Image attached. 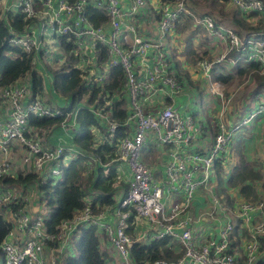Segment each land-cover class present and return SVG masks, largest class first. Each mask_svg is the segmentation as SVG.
Returning <instances> with one entry per match:
<instances>
[{
	"label": "built area",
	"instance_id": "1",
	"mask_svg": "<svg viewBox=\"0 0 264 264\" xmlns=\"http://www.w3.org/2000/svg\"><path fill=\"white\" fill-rule=\"evenodd\" d=\"M226 1L241 14L264 20L263 0ZM0 3L3 17L10 9L5 7L4 0ZM188 3L189 0H13L11 10L20 12L27 23L23 31L10 30L6 43L31 54L34 66L45 67L48 59L51 62L52 53L44 41L48 27L52 37L57 32V38L67 36L73 39L77 54L68 51L67 55L73 56L74 64L84 73L83 78H86L87 65L101 70L120 65L125 75L127 115L124 124L129 132L116 138L115 161L127 169L126 193L110 211L113 218L109 223L102 220L109 213L107 209L93 213L87 205L73 218L62 222L56 236L59 248L66 245L69 233L76 226L94 224L107 236L120 262L131 264L128 252L130 235L125 228L127 218L132 215L133 225L140 222L147 225L148 230H153L137 238L142 240L144 237L145 241L168 237L171 249L180 252L173 263L159 259L143 264H255L259 253L258 238L264 235V196L249 201L237 198L229 191L227 195L232 203H227L224 197L219 201L212 194L211 211L205 218H200V226H194V215L189 211L192 195L199 186L212 193L211 181L216 183L213 163L225 151L231 133L230 129L220 125L205 150L198 147L188 149L189 144L200 138L202 124L191 113L181 116L173 107L172 100L180 85L174 77V67L171 69L166 62V59L171 61V56L164 37L166 34L173 37L175 24L185 16L191 17L193 24L205 30L211 40L218 43L210 60L196 62V68L207 77L214 64L233 66L246 61L256 62L259 72L264 73V33L252 32L244 37L232 27L215 24L209 14L191 12ZM88 6L103 11L105 22L92 24L86 14ZM148 18L151 21L147 36L141 32L140 26L148 22ZM98 46L105 47L106 60L95 65L92 57ZM59 47L62 49L60 44ZM96 80L97 84L103 83L106 76L99 75ZM213 84L218 87L216 82ZM29 89L28 78L0 88V112H3L0 117V178L14 176L17 170H26L21 172L38 174L39 180L45 181L58 176L69 159L82 154L70 145L48 146L45 139L36 138L30 129H24L29 116H62L58 126L66 130L73 131L76 124V109L65 112V104L59 107L43 96L31 95ZM156 93L169 98L170 103L146 110L148 104L154 103ZM260 112H264L263 103L256 105L236 126L251 121ZM107 128L111 136L115 125L108 122ZM146 137L151 141H146ZM148 145L166 159L158 172L141 159L142 151ZM15 153L19 157L16 168L12 164L17 163L12 158ZM86 155L87 162L94 161ZM14 193L0 186V209L11 226L0 243L1 264H43V248L52 251L44 245V240L50 238L43 229L44 217L37 213L30 215L26 203L12 211L9 204L18 197ZM234 222H238L235 236L232 235ZM235 237L239 245L232 248ZM54 262L55 257L51 264Z\"/></svg>",
	"mask_w": 264,
	"mask_h": 264
},
{
	"label": "trees",
	"instance_id": "2",
	"mask_svg": "<svg viewBox=\"0 0 264 264\" xmlns=\"http://www.w3.org/2000/svg\"><path fill=\"white\" fill-rule=\"evenodd\" d=\"M190 2L194 3L195 7L205 4L206 11H208H204L205 14H211L210 11L217 5L216 0H189ZM223 5L224 3L219 4L217 9L220 15L222 14L220 9L223 8ZM229 13L231 24L234 26L232 28L242 33L240 35L247 37L252 32L264 33V30H252L253 27L250 28L251 26L245 21L246 18L242 17L244 15L238 13L236 9ZM86 14L89 21L94 25L105 22V13L92 6L87 7ZM185 18L189 19L190 22H187ZM212 18L215 24L221 20L215 16ZM180 21H183V23L179 25ZM180 21L175 24L173 37H176L177 34L182 35L189 27L190 32L184 38V42L180 39L177 43L181 47L183 45V51L182 53L180 52V58L176 63L182 65L183 68H186L189 64L194 65L191 71L193 76L192 72H198L196 68L197 60L211 59L209 57L212 50L209 45L211 38L205 30L192 23L191 17H182ZM26 23L27 21L23 19L20 12H7L4 13L3 17L0 15V88L6 87L15 81L17 82L21 78H28L31 95L42 96L46 88L44 77L31 63V54H26L20 48L6 43L9 31H23ZM177 25L182 26V28L177 30ZM173 37H171V40H174ZM58 38L63 51L66 53L71 51L77 54L72 38L68 39L67 36ZM169 50V55H171L172 47ZM65 59L67 61H63L60 64V68L51 71V88L57 97L65 101V112L76 109L75 122L78 125V129L73 134L71 141L72 146L85 155L76 154L65 162L58 176L55 178L50 177L51 179L47 178L45 181L39 180L37 183L40 195L43 196L49 211V214L43 220V229L50 238L44 240V245L54 251V264H108L109 256L105 247L100 246L101 242L108 241V238L104 233L97 230L94 224L78 225L69 233L73 252L68 253V248L66 247L62 258L56 252L60 249L56 236L60 232L61 223L73 218L85 205L93 213L104 211V209L113 211L118 199L120 197L123 198L126 193L127 182L123 181L125 177H122L119 181L120 187L123 189L119 188L121 194L116 199L118 189L113 186L116 176L119 177V169L115 168V164L118 162L115 161L117 157L116 138L129 132L128 126L124 124L127 115L124 92L125 75L120 65L111 66L105 70L87 65L85 67L86 78H83L84 73L74 64L73 56L67 55ZM92 60L95 65L103 63L106 60L105 47L98 46L94 50ZM76 62H78L77 57ZM174 65L175 62H172L170 68L172 69ZM173 74L177 82L187 83L175 69ZM99 75L106 76V80L97 84L96 78ZM234 76H249L247 82H242L244 84L242 87L243 94L247 90L249 92L244 96L246 101H254V97L264 90V73L259 72V66L256 62H238L233 66H230L229 63L226 66L224 63L214 64L210 70V79L220 83L222 86L231 85L234 81ZM156 95L160 96L161 94L156 93ZM196 99L198 102L199 98L197 97ZM169 101V98H164L162 103L167 104ZM197 102L195 100V103ZM245 102L239 107V118L236 121L224 124L219 118L215 120V118L208 115H206L205 119L199 121L202 124L200 137L207 140V145L219 131L220 125L229 130L232 126H236L241 118L252 112L256 105L264 104V102L255 103L256 105ZM154 104H156L155 100ZM156 106L158 105L156 104ZM196 113L194 110L191 112L193 117L198 115L203 118L204 115L200 113L196 115ZM261 113L264 112L259 114ZM61 119L62 116L43 118L29 116L24 129H30L29 132L33 133L36 138H42L47 131L49 133L55 127H58ZM253 120L241 124L236 129L239 130V133L241 130L250 129L254 123ZM108 122L115 125L111 136H109L107 128ZM249 132L250 130L248 134ZM234 133H231L225 151L213 163V173L216 179L215 187L221 192L220 194L227 200V203H232V200L227 195L229 191L235 190L237 198L255 200L259 198L258 187L264 189V181H259L261 179L259 172L242 155L241 135L236 137L237 139H234L232 144ZM100 134L102 139L98 138ZM148 149H152V146L149 145ZM86 154L92 157L94 161L87 162ZM86 163L89 164L86 165ZM21 171L25 172L26 170ZM21 171L17 170L14 176L4 175L0 178V184L24 186L37 179L36 174L31 172L22 173ZM17 196L16 200L9 204L12 211H17L25 203L18 191ZM126 223L125 231L130 235L128 252L131 264L150 263L159 259L167 263H173L179 258L180 252H175L168 245V237L160 239L149 238L145 241L143 237L140 240L131 235V230L134 227L132 215L127 218ZM10 228V222L5 218L3 210L0 209V243L7 236ZM237 229L238 222H234L232 235H236ZM258 243L259 255L255 264H264V255L261 256V251L264 247V235L258 238ZM238 245V238L235 237L232 242V248H237ZM0 258L2 263L1 252ZM117 259L120 261L118 256ZM238 259H241V257Z\"/></svg>",
	"mask_w": 264,
	"mask_h": 264
},
{
	"label": "rangeland",
	"instance_id": "3",
	"mask_svg": "<svg viewBox=\"0 0 264 264\" xmlns=\"http://www.w3.org/2000/svg\"><path fill=\"white\" fill-rule=\"evenodd\" d=\"M12 1L13 0H8V3L12 2ZM146 1L152 2L153 0H146ZM190 7H191V4H190ZM190 7L188 5V9L191 10L193 13H196V11H194ZM203 9L205 11L207 10V8L205 6L203 7ZM0 12H1V3H0ZM206 12H208V11H206ZM210 13L213 14V11H210ZM212 14H209V15L212 17H213V15L215 16V13L213 15ZM218 15H219V13H218ZM148 19H149L148 22L145 21V23H143V25L140 26L141 32L146 33L147 36H148V33L146 30H148V28L150 26L151 18H148ZM186 20H187V22H190L189 19H186ZM182 23H183V21H180L179 25ZM179 25H177V27H176L177 30H180L182 28V26H179ZM189 30H190V27L188 29H186L182 33V35L177 34V36L179 38L178 41H180V39H182L184 42V38L190 32ZM106 31L109 32V29L106 28ZM35 33H36V35L38 34L37 30H35ZM156 33L159 34V31L157 30ZM57 34L58 33L55 32L54 36L52 37L50 34V31H49V28L48 27L46 28V31L44 34V41L52 53L51 62L49 59L45 60V64L48 67H46V66L43 67L40 64H36L35 68L38 69L39 72L43 75L45 87H47V89H49L51 91L49 94L51 103L55 104L59 107H62L63 104L65 103V101L58 100L59 97L57 98L55 92L51 88V80H52L51 71L55 70L57 68H60L61 67L60 64L63 61L64 62L67 61V59H65V57L67 56V53L59 47ZM170 36L171 35L166 34L164 37L165 44L168 45V47H169L168 50L170 49L171 46L175 45L174 43H171L170 44L171 46L168 44V38ZM180 48H181L180 45H175L174 48L172 49L171 55H170L171 61L173 63L175 62L174 69L176 70V72L179 75H181L187 81V83L178 82L180 85V89L173 97L175 106L177 107L179 114L181 116H184L185 114H188V113L190 114L194 110L195 112H197L196 115L199 113L204 115L203 118H200V116H198V115H197V117H194V118H197L199 121H202L203 119H205L206 115L215 118V120L222 116V122L224 124L227 123V121H228V123L236 121L239 118L238 117V114L240 113L239 107H241L242 104H244V102L246 101V99H244V96L249 93L247 90L243 94L242 87L244 84H242V82L243 81H244V83L247 82L249 79V76H245V77L234 76L233 83L231 85H226V86H221L220 83L216 82L218 85V87H217L213 84V81L210 79V76L205 77L198 72H192L193 73V76H192L191 71L193 70L194 65L189 64L186 66V68H183L182 65L176 63L180 58V50H182ZM54 56H55V58L53 59ZM209 57L211 58V55ZM204 59H206V58H204ZM206 60H208V59H206ZM171 61L169 59H166V62L168 63L169 66H171V63H172ZM133 67L135 68L136 65L134 64ZM124 88H125V86H124ZM197 97L199 98L198 102L196 99ZM195 100L197 103H195ZM126 101H127V97H126ZM162 101H161V103H162ZM162 105H164V104L162 103ZM154 107H156V104L151 103V104H148L145 109L146 110H152ZM158 107H160V106H158ZM251 109H252V107H251ZM2 115H3V112H0V117ZM236 127H238V126H232L230 128V133H234L236 131V133H234V135H233L232 144L234 142V139H237L236 137H239L241 135V139L243 140L242 141L243 145H241L242 146V155L244 156V158L247 161L252 163L255 170H257L259 172V174L261 176V179L259 181H264V144H263L264 138H263V136H261V138H260V142H261V144H263V146L261 147V150H258V148L254 144L252 146V145H249L247 142V141L251 140V137H248V135H247L248 131L251 128L248 130H241L239 133L238 132L239 130L236 129ZM57 128H60L61 130H63L60 126L55 127L54 129H57ZM77 129H78V125L75 124L73 131L68 130L67 133L69 134L68 137H70V140L72 139L73 134L76 132ZM47 134H48V131L46 132L45 136L42 137L43 140L45 139ZM97 135H98V133H97ZM98 138L102 139V135L100 134V136H98ZM150 138H152V137H150ZM147 140H149V142L151 141L149 139V137H146V141ZM70 142L71 141H68L67 143H70ZM206 142H207L206 139L200 137L197 141H195L192 144H189L187 147L189 150H193L195 147H198L199 149L205 150L207 147ZM70 145H71V143H70ZM153 150L155 152H157V153L153 154L155 157H157L159 159V156H161L162 160L163 161L165 160V157L163 155H161L158 150H156V149H153ZM12 158L17 161V163L16 162L12 163L13 166L16 168L18 161H19L18 154L15 153L14 155H12ZM152 159L153 158L149 156V159H145L144 161H146L148 163ZM115 165H117V163ZM119 167L120 168L115 167L116 169L117 168L119 169V173H118L119 177L116 176V179L113 183V186L118 189L116 192L117 196L115 197V199L121 194L120 189H123L122 187H120L119 181L122 179V177H125V174L127 173V169L125 168V166H123L121 164V166H119ZM36 178L37 179H35V181H33L32 183H29L27 185H24V186H22V185L12 186L10 184H3V185L0 184V186L6 187V188L11 189L13 191L16 190L14 193L15 195H17V191H18V193H20V195L23 197V200L26 203L25 205H26V208H27L29 214L34 215L37 213V214H41L45 218L49 214V211L47 210L48 208L45 205V200H44L43 196L40 195V191L38 189V184H37L39 182V175L38 174H36ZM211 186H212V193L207 192L203 188V186H199L195 189V191L192 195V198H191V201L189 204V211H190V213H192L194 215V217H193L194 226H200V224H201L200 218H202V217L205 218L208 215V213L211 211L212 198H213L212 194H214L219 199V201H221L223 199V195L220 194L221 192L217 189V187H215L216 183L211 181ZM232 193L234 195H236L235 190H232ZM258 193H259V199H260L261 196H264V189L262 187H260V188L258 187ZM169 200H170V197H169L168 201ZM255 200H257V199H255ZM255 200H251V201H255ZM134 228H135L134 231L131 230V235L133 237H136V238L139 235H141V237H142L145 234H150L153 231V230H148V226L140 224V222H137V224L134 225ZM71 246H72V242L70 240H68L66 242V245L63 246L62 248H60L59 251H57L60 254L59 257L62 258L66 247L68 248L67 249L68 253H72L73 251L71 250ZM106 249H108L109 252L111 253V247H106ZM261 254H262V256L264 255V247L262 248ZM258 255H259V253H258ZM53 257H55L54 252L50 251L44 247L43 252H42L43 264H51ZM62 262H63V260H62ZM0 263H1V258H0Z\"/></svg>",
	"mask_w": 264,
	"mask_h": 264
},
{
	"label": "crops",
	"instance_id": "4",
	"mask_svg": "<svg viewBox=\"0 0 264 264\" xmlns=\"http://www.w3.org/2000/svg\"><path fill=\"white\" fill-rule=\"evenodd\" d=\"M198 1H200V0H198ZM12 2L8 3V0H4L5 7L8 8V9H10V12H13V10H11V8H12ZM216 3H217V5H216V7L212 11H213V14L215 13V17L216 18L221 19L220 22L217 23V24H221V25L229 26V27H234L231 24V20H230V16H229L230 13L229 12L232 11V10H235L236 8L233 7L231 4H229L226 0H224V1L223 0H216ZM222 3H224L223 8L220 9V11H221L222 14L221 15L220 14L218 15V13H217L218 10L217 9L219 7V4H222ZM190 4H191V7H190ZM190 4H189V7L192 8L194 11H196V14H202V13H204L205 10L203 9V7L205 6V4H203L200 7H195V4L194 3H191V2H190ZM5 13H7V12H5ZM238 13H240V12L238 11ZM241 15H243V14H241ZM242 17H245L246 18L245 21L251 26L250 28L253 27L252 30H255V29H257L259 31L264 30V20L261 17H256V16H253V15H248V16L244 15ZM152 34L149 33V35H152ZM171 39L172 38L170 36L168 38V44L169 45L171 43L177 44L179 42L178 41L179 38H178L177 35L174 38V40H171ZM209 45L212 48L211 53H210V55L212 56L214 49H216V47L218 46V43H215V41H212L211 40V42L209 43ZM224 65L226 66V63ZM198 73H200L199 70H198ZM213 83H214V81H213ZM50 92L51 91L49 89H47V87H46L45 88V92L42 95L44 98L47 99L48 102H51L50 96H49ZM154 98H155V103L158 106H163L162 103H161V101L164 98H167V97L164 96V95H162V96L161 95L160 96L159 95H156ZM58 100H61L62 101L63 99L58 98ZM261 101L264 102V90L261 93L257 94L254 97V101L247 100L245 103H248V104H251V103H254L255 104L256 103L257 104L258 102H261ZM172 102H173V107L178 111L177 107L175 106L174 99L172 100ZM168 103H170V101ZM163 104H166V103L163 102ZM0 108H2V105H0ZM219 119L222 121V116L219 117ZM253 121H254V123L251 125V127H250L251 129H250V132L248 134V137H251V140H249L247 142H248L249 145H252V146L254 144L258 148V150H261V147L264 144V140H263V144H261V142H260L261 136H263V138H264V134H263L264 133V113L259 114L256 118H254ZM226 124H228V121H227ZM67 132H68V130H66V129L61 130L60 128L54 129L53 131L51 130V132H49L46 135L45 142L47 143L48 146H55V145H64V146H67V145H70V143H71L70 146H72V141H71L72 139L70 140V137H68L69 134ZM68 141H71V142L70 143H67ZM242 145H243V143H242ZM154 153H157V152H155L153 149H148V146H147L146 149L145 150L143 149V151H142V157H141V159L145 160V159H149V156L152 157L153 159L151 161H149L148 163L151 165L152 168H155V170L158 172L159 170L162 169V167L166 163V159L163 161L161 156H159V159H158L157 157H155L153 155ZM119 166H121V164L115 165V167L120 168ZM125 179L127 180V173L125 174ZM125 179L123 180L124 182L126 181ZM110 213L111 212L109 211V213H107L104 216V218L102 219L104 222L109 223L112 220L113 215L110 214ZM100 246L101 247H105V250H106V252H107V254L109 256L108 264H121V262L118 261V259H117V256H116L114 247L107 240L106 241H102L101 244H100ZM106 247H111V253L109 252L108 249H106Z\"/></svg>",
	"mask_w": 264,
	"mask_h": 264
},
{
	"label": "water",
	"instance_id": "5",
	"mask_svg": "<svg viewBox=\"0 0 264 264\" xmlns=\"http://www.w3.org/2000/svg\"><path fill=\"white\" fill-rule=\"evenodd\" d=\"M33 26V24L32 25H29V27H32Z\"/></svg>",
	"mask_w": 264,
	"mask_h": 264
}]
</instances>
